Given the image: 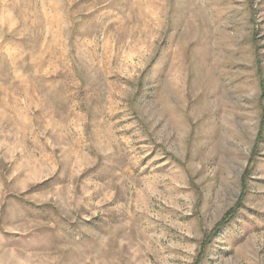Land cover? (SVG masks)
<instances>
[{
  "label": "rangeland",
  "instance_id": "obj_1",
  "mask_svg": "<svg viewBox=\"0 0 264 264\" xmlns=\"http://www.w3.org/2000/svg\"><path fill=\"white\" fill-rule=\"evenodd\" d=\"M0 264H264V0H0Z\"/></svg>",
  "mask_w": 264,
  "mask_h": 264
}]
</instances>
